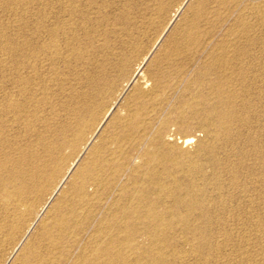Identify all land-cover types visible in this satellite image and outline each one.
<instances>
[{
	"label": "rangeland",
	"instance_id": "1",
	"mask_svg": "<svg viewBox=\"0 0 264 264\" xmlns=\"http://www.w3.org/2000/svg\"><path fill=\"white\" fill-rule=\"evenodd\" d=\"M49 1L0 0V264H264V0Z\"/></svg>",
	"mask_w": 264,
	"mask_h": 264
},
{
	"label": "bare ground",
	"instance_id": "2",
	"mask_svg": "<svg viewBox=\"0 0 264 264\" xmlns=\"http://www.w3.org/2000/svg\"><path fill=\"white\" fill-rule=\"evenodd\" d=\"M51 1V0H50ZM49 1V2H50ZM68 1V0H67ZM73 1V0H72ZM76 1V0H75ZM87 1V0H86ZM102 1V0H101ZM48 2V1H47ZM62 2V1H61ZM63 2H65V0L63 1ZM93 2V1H92ZM88 4V3H87ZM86 4V5H87ZM64 5V4H63ZM89 5H91L90 4V2H89ZM95 5V4H94ZM83 6V5H82ZM77 7V6H76ZM84 7V6H83ZM98 7V6H97ZM67 8V7H66ZM79 8V7H78ZM63 9H64V7H63ZM77 9V8H76ZM50 10V9H49ZM69 10V9H68ZM44 11V10H43ZM56 11V10H55ZM63 11V10H62ZM66 11V10H65ZM64 11V12H65ZM60 12V11H59ZM71 12V11H70ZM78 13V12H77ZM62 14V13H61ZM68 14V13H67ZM44 16H46V15H44ZM43 17V16H42ZM65 17V16H64ZM44 18V17H43ZM49 18V17H48ZM61 18V17H60ZM45 19V18H44ZM43 20V19H42ZM62 20V19H61ZM88 20V19H87ZM64 21V20H63ZM67 21V20H66ZM73 21V20H72ZM80 21V20H79ZM43 22V21H42ZM53 22V21H52ZM44 23H46V22H44ZM68 23V22H67ZM81 23V22H80ZM43 24V23H42ZM66 24V23H65ZM69 24H71V23H69ZM55 25V24H54ZM53 25V26H54ZM83 25V24H82ZM80 26H81V24H80ZM50 27V26H49ZM57 27H59V26H57ZM63 27V26H62ZM61 27V28H62ZM82 27V26H81ZM43 28V27H42ZM45 28V27H44ZM44 28H43V30H44ZM52 29H53V27H51ZM50 28V29H51ZM56 28V27H55ZM80 28V27H79ZM48 29V28H47ZM46 29V30H47ZM72 29V28H71ZM75 29V28H74ZM42 30V31H43ZM56 30V29H55ZM50 32L52 31V30H49ZM48 31V32H49ZM55 32V31H54ZM55 34V33H54ZM58 34H60V33H58ZM62 34V33H61ZM73 34V33H72ZM56 35H57V33H56ZM64 36H66V35H64ZM69 36V35H68ZM76 36H77V34H76ZM49 37V36H48ZM47 37V38H48ZM52 37V36H51ZM54 37V36H53ZM56 38V37H55ZM60 39H61V37H59ZM71 38H72V36H71ZM77 38V37H76ZM53 40L54 38H50V40ZM64 39V38H63ZM55 40V39H54ZM65 40V39H64ZM59 41V40H58ZM41 42V41H40ZM53 42V41H52ZM60 42V41H59ZM66 42V41H65ZM68 42V41H67ZM45 43H46V41H45ZM44 43V44H45ZM54 43V42H53ZM57 43V42H56ZM42 45H43V43H41ZM50 44V43H49ZM69 44V43H68ZM48 45V44H47ZM47 45H44V46H47ZM51 45H52V43H51ZM57 45H58V43H57ZM71 45V44H70ZM49 46V45H48ZM68 46V45H67ZM72 46V45H71ZM6 47V46H5ZM51 47V46H50ZM53 47H54V45H53ZM53 47L51 48V49H53ZM57 47V46H56ZM60 47V46H59ZM59 47H57L58 49H60ZM62 47H63V45H62ZM61 47V48H62ZM66 47V46H65ZM9 48V47H8ZM12 48V47H11ZM42 48V47H41ZM44 48V47H43ZM70 48V47H69ZM45 49H47V47L45 48ZM49 49V48H48ZM50 49V52L52 51H55L54 49L53 50H51ZM71 49V48H70ZM10 50V49H9ZM22 50V49H21ZM40 50V49H39ZM43 50V49H42ZM57 50V49H56ZM63 50H65V49H63ZM67 50H68V47H67ZM6 51V50H5ZM45 51H47V50H45ZM70 51H72V50H70ZM69 51V52H70ZM13 52H15V51H13ZM41 52V51H40ZM40 52H39V54H40ZM57 52H59L58 50H57ZM56 52V53H57ZM61 52V51H60ZM64 52V51H63ZM10 53V52H9ZM49 53V52H48ZM55 53V52H54ZM14 54V53H13ZM52 54V53H51ZM68 54H70V53H68ZM9 55V54H8ZM42 55V54H41ZM44 55H45V53H44ZM44 55H43V57H44ZM47 55V54H46ZM65 55V54H64ZM71 55H73V54H71ZM48 56V55H47ZM46 56V57H47ZM53 56V55H52ZM59 56V55H58ZM61 56H62V52H61ZM11 57V56H10ZM49 57H51V55H50V53H49ZM53 57H55V56H53ZM63 57V56H62ZM66 57H68V55H66ZM8 58V57H7ZM60 58V57H59ZM72 58V57H71ZM43 59H45V57L43 58ZM46 59H48V60H50L49 58H46ZM53 59V58H52ZM51 59V60H52ZM62 59V58H61ZM64 59H65V57H64ZM67 59V58H66ZM25 60V59H24ZM8 61V60H7ZM22 61V60H21ZM30 61V60H29ZM33 61V60H32ZM54 61V60H53ZM14 62V61H13ZM42 62H45V61H41V63ZM52 62V61H51ZM7 63V62H6ZM8 63H10V62H8ZM19 63V62H18ZM17 63V64H18ZM29 63V62H28ZM48 63H50V62H47V64ZM34 64V63H33ZM33 64H31V66L33 65ZM54 64V63H53ZM26 65H27V63H26ZM43 65V64H42ZM41 65V66H42ZM22 66V65H21ZM34 66V65H33ZM40 67V66H39ZM23 69V68H22ZM27 69H29V68H27ZM33 69V68H32ZM38 69V68H37ZM53 70V69H52ZM32 71V70H31ZM15 72V71H14ZM20 72V71H19ZM28 72V71H27ZM38 72V71H37ZM31 74H32V72H30ZM53 73V72H52ZM30 74V75H31ZM28 75V74H27ZM41 75V74H40ZM39 75V76H40ZM35 76V75H34ZM23 77V76H22ZM26 77V76H25ZM25 77H23V78H25ZM45 77H46V75H45ZM41 78V77H40ZM15 79L17 80V78L15 77ZM23 80H25V79H23ZM14 82H15V80H13ZM22 82V81H21ZM13 85V84H12ZM19 86V85H18ZM26 86V85H25ZM19 87H22V86H19ZM33 87V86H32ZM22 89V88H21ZM20 93V92H19ZM18 93V94H19ZM21 95V94H20ZM19 95V96H20ZM24 95V94H23ZM26 95V94H25ZM30 95V94H29ZM11 97V96H10ZM12 97H13V94H12ZM11 97V98H12ZM17 97H18V95H17ZM26 97V96H25ZM29 97H31V95L29 96ZM11 98H9V99H11ZM22 98H24V97H22ZM27 98H28V96H27ZM32 98V97H31ZM14 99H16V98H14ZM26 99V98H25ZM12 102V101H11ZM18 102V101H17ZM16 102V103H17ZM2 103V102H1ZM1 103H0V105H1ZM6 103V102H5ZM16 103L15 104H13V105H11L10 104V106H12L13 108L14 107H16ZM27 104V103H26ZM29 104H31V103H29ZM6 105V104H5ZM18 106H19V104H17ZM1 106H3V105H1ZM9 106V105H8ZM17 106V107H18ZM24 106V105H23ZM6 107V106H5ZM28 107L29 106H27L26 108L28 109ZM1 108V107H0ZM24 108V107H23ZM4 109V108H3ZM20 109H21V107H20ZM7 110H8V108H7ZM16 110V109H15ZM28 112V111H27ZM12 113V112H11ZM18 113V112H17ZM17 115V114H16ZM1 117V116H0ZM22 117V116H21ZM12 118H14V117H12ZM5 119V118H4ZM10 121V120H9ZM219 125V124H218ZM220 128V127H219ZM216 134V133H215ZM191 139V137L190 136H185V137H183V139H182V142L183 143H187V142H189V140ZM192 140V139H191ZM189 144H190V142H189ZM188 144V145H189ZM191 146V145H190ZM195 149V148H194ZM196 150H198L199 151V149H196ZM195 151V150H194ZM194 153V152H193ZM188 154V153H187ZM190 154V153H189ZM194 156H195V154H194ZM193 156V157H194ZM192 157V156H191ZM187 159V158H186ZM187 160H189V159H187ZM192 160V159H191ZM190 161V160H189ZM192 162V161H191ZM188 163H190V162H188ZM187 163V164H188ZM1 164V163H0ZM231 164H233V163H231ZM190 166V168H194L195 170H196V168H199L200 167V165H199V167L197 166V164H194V162L191 164L190 163V165H188V167ZM197 166V167H196ZM187 167V168H188ZM186 168V169H187ZM201 168V167H200ZM50 169H52V168H50ZM193 171V170H192ZM187 172H188V170H187ZM154 173V172H153ZM39 174V173H38ZM50 174V173H49ZM38 176V177H37ZM151 176V175H150ZM36 178H37V181L36 182H34V184H32V185H27V184H23L22 186H21V188H19V190L23 193V194H25L26 195V199H24V201H26V204L24 205V203L22 204V205H19L18 207H16V210H17V213H16V217H18V219H19V216L20 217H22L23 216V214H25V212H27L28 211V208H29V205L27 204V203H31L32 201H33V199H34V197H36L37 195H39L40 194V192H41V190H44V189H42V186L40 185V184H42V183H44V181H45V178H44V174H39V175H36ZM209 178V177H208ZM40 181H41V183H40ZM31 182V181H30ZM45 183H46V181H45ZM14 187H16V186H14ZM162 187V186H161ZM193 187V186H192ZM196 187V186H195ZM14 189V188H13ZM17 189V188H16ZM190 189V188H189ZM228 189V188H227ZM162 190V189H161ZM168 190V189H167ZM191 190V189H190ZM189 190V191H190ZM193 190H194V188H193ZM17 191V190H16ZM135 191V190H134ZM165 191V190H164ZM197 191V190H196ZM138 192V191H137ZM136 192V193H137ZM187 192V191H186ZM191 192V191H190ZM195 192V191H194ZM200 192V191H199ZM169 193H170V191H169ZM184 193V192H183ZM219 193V192H218ZM248 193V192H247ZM185 194V193H184ZM188 194H189V192H188ZM193 194H195V193H193ZM18 196H20V195H18ZM183 196V195H182ZM15 198V197H14ZM140 198V197H139ZM187 198V197H186ZM200 198V197H199ZM225 198V197H224ZM21 199V198H20ZM43 199V198H42ZM138 199V198H137ZM190 199V198H189ZM181 200H183L182 199V197H181ZM138 201V200H137ZM184 202H186L185 200H183ZM189 201V200H188ZM188 201L186 202L187 204H188ZM191 201H192V199H191ZM12 202V201H11ZM145 202V201H144ZM174 202V201H173ZM197 202V201H196ZM200 202V201H199ZM21 203V202H20ZM221 203V202H220ZM190 204V203H189ZM194 204V203H193ZM134 205V204H133ZM136 205V204H135ZM141 205V204H140ZM139 205V206H140ZM127 207V206H126ZM195 207V206H194ZM149 208V207H148ZM150 210H151V208H149ZM133 210H134V208H133ZM153 210V209H152ZM151 210V211H152ZM31 211V210H30ZM29 211V212H30ZM154 211H156V210H154ZM165 211V210H164ZM157 212V211H156ZM155 212H153V214H154ZM31 214V213H30ZM147 214H152V212L151 213H147ZM163 214V213H162ZM171 214V213H170ZM183 214V213H182ZM27 215V214H26ZM184 215V214H183ZM190 215V214H189ZM147 216V215H146ZM170 216V215H169ZM180 216H181V214H180ZM179 216V217H180ZM152 217L153 216H151L150 215V217H149V219H152ZM158 217V216H157ZM77 218V217H76ZM137 218V217H136ZM145 218V217H144ZM154 218V217H153ZM161 218H163V216L161 215ZM176 218V217H175ZM184 218V217H183ZM186 218V217H185ZM49 219V218H48ZM63 219V218H62ZM78 219V218H77ZM138 219V218H137ZM155 219V218H154ZM169 219H171V218H169ZM147 220V219H146ZM156 220V219H155ZM158 220V219H157ZM161 220V219H160ZM168 220V219H167ZM162 221V220H161ZM178 221V220H177ZM159 222V221H158ZM179 222V221H178ZM12 223V222H11ZM165 223V222H164ZM184 224V223H183ZM114 226V225H113ZM146 226V225H145ZM166 226V225H165ZM13 227V226H12ZM156 227V226H155ZM61 230V229H60ZM262 230H264V229H262ZM159 233V232H158ZM153 235V234H152ZM154 236V235H153ZM52 238V237H51ZM56 243V242H55ZM163 255V254H162ZM55 257V256H54ZM155 257H158V256H155ZM159 258V257H158ZM39 259V258H38ZM154 259V258H153ZM54 261V260H53ZM109 261V260H108ZM156 261V260H155ZM141 263V262H140ZM144 263V262H143ZM139 264V263H138Z\"/></svg>",
	"mask_w": 264,
	"mask_h": 264
}]
</instances>
